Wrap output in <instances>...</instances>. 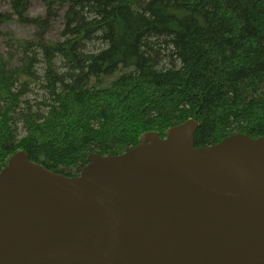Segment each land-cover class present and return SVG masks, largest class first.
Returning a JSON list of instances; mask_svg holds the SVG:
<instances>
[{
	"label": "trees",
	"instance_id": "1",
	"mask_svg": "<svg viewBox=\"0 0 264 264\" xmlns=\"http://www.w3.org/2000/svg\"><path fill=\"white\" fill-rule=\"evenodd\" d=\"M7 1L0 169L23 149L71 176L89 152L119 154L188 118L197 147L264 135V0H41L36 16L31 0ZM11 20L36 31L13 38Z\"/></svg>",
	"mask_w": 264,
	"mask_h": 264
},
{
	"label": "water",
	"instance_id": "2",
	"mask_svg": "<svg viewBox=\"0 0 264 264\" xmlns=\"http://www.w3.org/2000/svg\"><path fill=\"white\" fill-rule=\"evenodd\" d=\"M194 118L89 152L68 176L0 169V264H264V135L194 145Z\"/></svg>",
	"mask_w": 264,
	"mask_h": 264
},
{
	"label": "rangeland",
	"instance_id": "3",
	"mask_svg": "<svg viewBox=\"0 0 264 264\" xmlns=\"http://www.w3.org/2000/svg\"><path fill=\"white\" fill-rule=\"evenodd\" d=\"M10 5L7 0H0V12H9ZM45 12V5L41 0H31L28 6V14L31 16L41 15ZM62 11L59 12L55 19L51 22L45 35L48 40L54 41L59 38L60 30L63 26ZM2 30L11 34L13 38L30 39L36 27L32 24H23L16 20H11L2 24ZM4 36L0 35V52L5 51ZM23 135V131H21ZM19 137V136H18Z\"/></svg>",
	"mask_w": 264,
	"mask_h": 264
}]
</instances>
